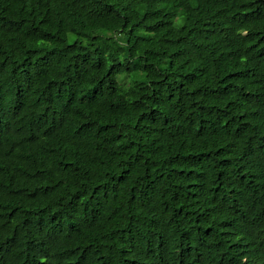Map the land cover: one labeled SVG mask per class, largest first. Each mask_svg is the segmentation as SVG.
I'll return each mask as SVG.
<instances>
[{
  "label": "trees",
  "instance_id": "16d2710c",
  "mask_svg": "<svg viewBox=\"0 0 264 264\" xmlns=\"http://www.w3.org/2000/svg\"><path fill=\"white\" fill-rule=\"evenodd\" d=\"M0 264H264V0H0Z\"/></svg>",
  "mask_w": 264,
  "mask_h": 264
}]
</instances>
